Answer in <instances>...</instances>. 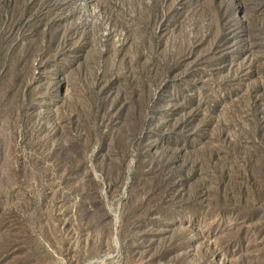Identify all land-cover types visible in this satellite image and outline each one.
Masks as SVG:
<instances>
[{"label": "rangeland", "instance_id": "obj_1", "mask_svg": "<svg viewBox=\"0 0 264 264\" xmlns=\"http://www.w3.org/2000/svg\"><path fill=\"white\" fill-rule=\"evenodd\" d=\"M0 264H264V0H0Z\"/></svg>", "mask_w": 264, "mask_h": 264}]
</instances>
